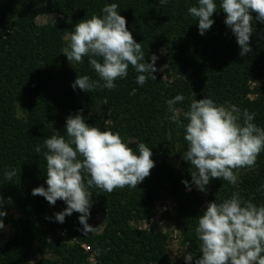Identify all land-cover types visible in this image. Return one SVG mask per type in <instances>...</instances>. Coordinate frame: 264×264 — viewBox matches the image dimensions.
Segmentation results:
<instances>
[{"label": "trees", "instance_id": "trees-1", "mask_svg": "<svg viewBox=\"0 0 264 264\" xmlns=\"http://www.w3.org/2000/svg\"><path fill=\"white\" fill-rule=\"evenodd\" d=\"M214 2L218 8L214 24L200 35L197 18L188 12L198 0H168L164 6L158 0H0V194L11 197L19 212L13 221L14 236L0 246V264H31L34 253L52 256L37 264H90L93 254L95 264H168V237L132 225L149 221L156 202L166 195L176 206L175 227L195 264L201 255L195 229L204 197L191 184L194 169L182 158L187 150L184 128L169 119L165 101L182 94L185 100L175 106L187 111L193 99L209 97L255 113L253 122L264 128V86L251 85L264 75V23L254 19L252 52L242 57L236 37L224 23L221 0ZM111 3L119 5L134 39L142 43L146 62L164 51V72H155L156 80L149 78L141 86L129 66L128 76L116 80L115 89L74 90L77 76L99 77L88 57L83 63H69L61 53L67 44L64 38L78 22L102 15V8ZM49 14L60 19L45 27L36 23ZM78 111L90 126L118 132L134 149L146 143L155 161L150 176L137 188L111 193L90 189L89 219L103 217L101 234H85L76 212L64 223L55 221L54 213L63 211L65 202L50 205L44 197L32 195L36 187L47 188L46 149L36 153L35 148L44 144L53 128L66 134V118ZM181 122L187 123L183 116ZM13 169L16 176L6 180L4 173ZM185 180L190 190L182 183ZM261 185L264 151L255 167L240 170L236 185L213 179L206 187L210 202H222L238 191L244 200L260 206Z\"/></svg>", "mask_w": 264, "mask_h": 264}, {"label": "clouds", "instance_id": "clouds-1", "mask_svg": "<svg viewBox=\"0 0 264 264\" xmlns=\"http://www.w3.org/2000/svg\"><path fill=\"white\" fill-rule=\"evenodd\" d=\"M158 3L164 6L168 0ZM118 7L116 3L106 4L102 15L81 20L65 36L67 44L61 53L69 63H83V58L88 57L99 77L93 80L88 75L77 76L71 85L74 90L91 93L98 88L115 89V81L128 76L129 66L137 73L139 85L143 86L149 78L156 80L157 55H151V63L145 61L142 43L136 42ZM217 9L214 0H198V6L188 8L189 14L197 18L200 35L213 26L212 17ZM219 9L226 14L224 23L236 37L239 55L251 53L253 21L264 23V0H221ZM184 100L182 94H177L165 103L171 113L169 119L184 128L187 150L182 158L194 169L191 184L201 192L207 191L206 186L213 179L236 185L240 170L255 167L264 151V128L253 122L255 113L242 111L236 105L217 104L209 97L193 99L188 110L183 111L175 105ZM181 116L187 123L181 122ZM42 147L46 149L47 188L36 187L32 195L44 197L50 205L64 201L67 207L54 213L55 221L64 223L66 216L79 213L85 234L96 228L87 223L92 207L91 188L107 193L137 188L155 167L153 153L146 143L140 142L134 149L118 132L90 126L79 111L66 118V134L53 128L52 135L35 152L40 153ZM16 174L13 169L4 176L12 181ZM182 183L190 190L188 181ZM7 203H12L11 197ZM4 204L5 198L0 194V209ZM6 215V211L0 210V229L5 227L2 218ZM195 232L201 253L195 264H264V205L244 200L238 191L222 202L207 203L198 216ZM184 259L186 264H192L193 254L186 252Z\"/></svg>", "mask_w": 264, "mask_h": 264}, {"label": "rangeland", "instance_id": "rangeland-1", "mask_svg": "<svg viewBox=\"0 0 264 264\" xmlns=\"http://www.w3.org/2000/svg\"><path fill=\"white\" fill-rule=\"evenodd\" d=\"M60 19V16L57 14H49L43 15L37 18L36 23L39 26L45 27L49 26ZM165 56L163 50H160L157 53V73L164 72V66L162 65V59ZM253 87H262L264 86V75L261 79L255 80L251 84ZM197 189V188H196ZM198 190V189H197ZM198 192L204 197V203L202 206V210L204 211L207 203H209V190L206 192ZM5 204L3 211L7 212V215L3 217L5 227L0 229V246H3L7 243L15 234V229L13 225V221L19 217V212L16 210V207L13 203H7V197H5ZM175 216H176V206L173 200L169 195L161 198L156 202L153 208V215L149 221L133 223V227L138 228L140 230L146 231H155L158 233L165 234L168 237V264H186L184 256L186 252H188L187 247L184 246L182 241L181 233L175 227ZM88 224L92 227H96L94 231L90 232L92 234H101L105 228V221L102 216L97 215L93 216L89 219ZM58 235L61 237H66L65 232H58ZM87 250L88 247H86ZM43 258H52L51 255L47 254L45 256H41L40 254L34 253L31 257V264H37ZM90 264H95L94 254L91 255L89 260Z\"/></svg>", "mask_w": 264, "mask_h": 264}]
</instances>
